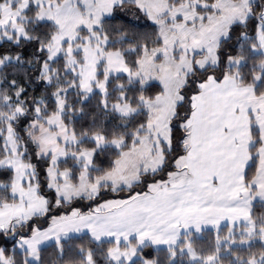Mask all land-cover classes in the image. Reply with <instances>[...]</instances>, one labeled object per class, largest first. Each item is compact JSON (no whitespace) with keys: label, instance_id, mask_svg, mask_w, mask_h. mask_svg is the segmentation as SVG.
Returning a JSON list of instances; mask_svg holds the SVG:
<instances>
[{"label":"snow or ice","instance_id":"obj_1","mask_svg":"<svg viewBox=\"0 0 264 264\" xmlns=\"http://www.w3.org/2000/svg\"><path fill=\"white\" fill-rule=\"evenodd\" d=\"M125 5L134 6L155 26V31L147 34L150 39L141 35L133 40L123 29L109 35L104 17ZM6 7L14 12L7 20ZM29 8L35 9L32 17L26 15ZM251 19L257 20V27L249 47L256 53L264 50V0H0V43L7 41L18 47L21 41L34 42L40 65L37 82L53 88L50 109L47 94L28 97L27 89L15 79L8 80L3 72L11 63L31 66L32 61H25L20 54L14 58L0 54V104L4 106L0 110L4 123L0 128V176L6 171L12 173L0 179V187L5 186L4 180L10 181L11 196V200L0 201V236L5 243L14 241L11 249L0 247V264H17V249L21 253L19 264H40V245L51 239H55L62 255V238L82 228L95 242L102 236L115 237L106 264L108 260L119 264L121 256L128 257L119 244L121 237L128 240L129 229L135 230L140 245L145 239L154 245L174 244L181 229L195 224L200 231L201 223L228 218L233 223H246L242 241L255 237L264 241V223L258 224L251 214L252 202L264 199V92L257 91L264 81V62L257 65L258 72L253 70L249 84L239 87L231 68L244 59L242 42L253 38L241 33L237 45L240 61L231 56L222 60L220 51V44L231 38L232 29L247 28ZM41 22H50L51 30L36 34L28 27L29 23L35 27ZM129 53L136 54L132 63L127 59ZM39 56L44 58L40 60ZM61 59L63 72L55 66ZM217 70L222 72L219 77L215 75ZM119 73L126 74L127 79L115 82L117 96L109 102L112 77ZM61 75L65 77L63 83ZM153 80L159 81L161 91L146 96L145 89ZM136 85L139 90L133 98L127 89ZM190 86L194 91L189 97L185 91ZM9 88L11 96L6 94ZM71 90L79 93V109H73L69 102ZM97 90L102 107L116 114L121 124L126 125L141 112L143 119L130 132L117 134L113 130L111 138L102 127L91 133L85 128L78 134L71 116L65 122V114H82L83 104ZM208 94L228 98L224 112L212 114L217 119L211 120L210 134L223 137L231 163L185 180L188 172L181 171V161L198 150L196 138L205 115L203 111L198 114L197 101ZM185 100L189 107L180 118L179 109ZM23 120L28 121L23 126L28 143L18 130ZM174 123L183 132V154L175 158L166 178L153 179L146 190L131 192L135 185L164 170L167 153L172 150ZM85 137L93 147L81 145L76 151L75 146ZM29 144L35 150L32 153ZM106 144H111L117 155L101 175L91 177L89 169L97 166V152ZM26 155L47 160L44 174L47 189L54 193L52 200L42 193L37 167L32 159L25 160ZM69 156L79 168L75 180L72 168L59 167L60 161ZM251 161H256V167L249 175ZM121 188L131 192L127 200L106 201L88 214L73 208L71 213L50 217L47 227L34 223L47 216L52 207L80 198L96 199L102 191L117 192ZM108 205L115 207H107V214H102ZM260 219L264 221V216ZM23 228L27 231H20ZM218 246L219 238L217 251ZM81 252L83 264H96L91 249L85 252L81 248ZM215 259L209 256L205 264H213ZM145 264L150 262L146 260ZM247 264H264V255L250 258Z\"/></svg>","mask_w":264,"mask_h":264},{"label":"trees","instance_id":"obj_2","mask_svg":"<svg viewBox=\"0 0 264 264\" xmlns=\"http://www.w3.org/2000/svg\"><path fill=\"white\" fill-rule=\"evenodd\" d=\"M35 9L29 8L26 15L28 17H32ZM29 29L34 31L36 34H40L45 31H50V22H41L37 26L28 25ZM104 27L108 30L109 35L111 36L113 32L117 29H123L127 33L131 39L136 40L141 35H144L146 39H150V36L147 34L152 33L155 31V26L149 21L146 16L137 11L134 6L125 5L123 9H116L112 16H108L104 19ZM257 27V20L251 19L248 21L247 28H241L240 26H235L231 31V38L223 41L220 44V51H221V59L224 60L227 57L231 56L236 61L241 60V56L238 55L237 52V45L241 43L240 36L242 32H247L249 37L253 39L243 41V57L244 59L242 62L238 64H233L231 68V72L238 77L242 76L244 85H248L252 79V75L254 74V69L258 72L257 65L261 62H264V53L262 51H257L253 53L250 51V44L254 41V33ZM127 46V45H125ZM37 45L34 42H26L21 41L18 47L13 46L11 43L4 41L0 43V54L8 53L13 56L16 54H20L25 61H32L31 66L27 63L22 65L11 63L3 68V72L7 75L8 80L15 79L19 84H22L27 89V96L28 97H39L42 95L47 94L49 100V108L53 107V103L51 100V92L53 88L47 87L42 83L37 82V76L39 73L40 65L37 62L36 53ZM44 57L39 56V59L42 60ZM136 58L135 53H129L127 56L128 62L132 63L133 60ZM60 68L61 72H63V63L62 59L57 62L55 65ZM223 67V65H222ZM221 70H217L215 75L217 77L221 76ZM68 78L71 79V74H68ZM202 78V77H201ZM64 75H61L60 81L61 83L64 82ZM127 79L126 74H114L112 77V87L109 89V102H112L116 99L117 92L114 87L116 81L125 82ZM261 87L257 89L259 92H264V81H261ZM5 87H7V81L5 82ZM128 94L135 97L137 93L138 85L128 87ZM161 91V86L157 83H151L145 89L146 96H154L158 92ZM194 89L190 86L189 89L185 91V95L189 96L192 94ZM7 95H12V89H8ZM69 102L72 105L73 109H79L81 107L79 103V93L77 90H71L68 94ZM83 113L77 115L75 112L65 114V122H68L69 116L72 117L74 122L75 128L77 133L79 134L83 129L87 128L89 132L95 131L102 127L105 135L111 138L113 130L119 133L130 132L132 129L136 127V125L143 119V112H141L138 116L133 117L126 125L121 124L119 122L120 118L114 114L113 112H106L105 109L101 105V95L99 92H94L89 99L83 104ZM189 105L188 101L185 100L184 107L180 108L179 111L181 113V117L187 111ZM27 120H23L18 128L20 131L19 134L23 137L25 143H28V137L24 135L23 126L27 124ZM103 122V124H102ZM4 127V123L0 121V128ZM174 131V139L172 141V150L167 153V159L165 163L164 170L159 173L156 177H148L145 180L144 184H138L133 187L131 192H141L146 190V184L151 183L153 179L159 180L166 178L167 172L173 170V163L175 158L178 155L183 154V149L180 146V141L183 136V132L181 129L177 128L175 123L173 125ZM81 145L85 148H92L93 142L89 140L87 137L83 138L80 141V144L75 146V150L79 151ZM30 153L34 152L35 150L32 148L31 144H29ZM3 153L0 152V155ZM117 153L114 147L111 144L104 145L99 151L97 152L95 165L96 167H92L89 169V175L91 177L101 175L105 169H107L111 161L116 157ZM32 159V162L37 167V173L39 177V181L41 183V190L42 193L50 200L53 199L54 193L50 192L46 187L47 177L45 176V169L48 166L47 160H37L34 155H26L25 160ZM59 167L61 169L65 168H72L73 170V179L75 180L76 173L79 172V168L75 164L74 157L69 156L67 160H61ZM256 161H251L250 165L248 166V173L251 175L255 171ZM11 171H6L3 176H0V179H4L6 177H11ZM10 181L4 180V187H0V201L5 199L11 200L10 188L8 187ZM131 192L126 188H121L117 192H113L111 190L102 191L101 194L96 199H87V198H80L73 200L71 204H63L59 208L52 207L50 213L47 216L42 218H38L34 221L35 224L41 227H47L48 224L51 222L50 217L58 216L62 214H67L72 211L73 208L79 209L82 213H88L93 211L97 206L101 203L111 200V199H128L131 195ZM252 216L256 219L257 223H264L260 219L261 216H264V203L263 202H255L252 206L251 211ZM223 230V229H222ZM221 230V231H222ZM20 231L26 232L27 228H23ZM220 231V233H221ZM194 236L192 240V245L196 249L198 253L201 254L202 257H205L213 252L212 242L215 239V232L208 230L204 231L201 235L196 234H189L182 239L179 246L184 245L185 238ZM14 241L9 239L7 243L4 241V237L0 236V247H5L8 249L12 248ZM63 244V254L61 255L58 252L56 243L49 244L40 249V257L41 261L40 264H83V253L81 252V248L85 250V252L89 249L92 250L94 259L96 264H106L105 258L107 257L108 250L114 246L113 242L110 241H102V242H95L90 235L82 234L79 236H74L68 238L67 240L62 241ZM140 256L144 259L154 260L156 264H201V263H190L185 260L186 257L182 258V256L178 257L175 261H172L171 251L168 249H154L150 245H146L141 248L139 251ZM9 253L6 251L5 255ZM233 255L238 256V260L243 259L240 263L233 259ZM264 255V243L261 241L255 240L250 245L245 247H234L232 248L231 254L222 257V262L225 264H247V261L252 258L256 257L259 258L260 256ZM20 250L17 249L15 253V258L17 264L20 261ZM107 264H112L110 260H108ZM132 264H144V261L140 258H137L133 261Z\"/></svg>","mask_w":264,"mask_h":264},{"label":"crops","instance_id":"obj_3","mask_svg":"<svg viewBox=\"0 0 264 264\" xmlns=\"http://www.w3.org/2000/svg\"><path fill=\"white\" fill-rule=\"evenodd\" d=\"M106 17H108V16H105L104 19ZM198 58L201 60L203 59V57H198ZM151 83H157L160 85L159 81H157V80H153V81H151ZM238 85H239V87L246 86L244 84H239V82H238ZM227 101H228L227 97H222V96H217V95H212V94H208L206 96V98L202 101H200V100L197 101L198 114L201 111H203L205 113V115L203 116V119L201 120L200 131H199V133H197L196 143L199 144L198 150L193 154L192 157L186 158L185 160L181 161V171L182 172L183 171L188 172V176L183 177L185 180L193 179L194 174H195V176H201V177L205 176L210 171H212L214 167L216 169H220L222 166H225V165H228L231 163V154L229 152H227L225 150V148L223 147V137L219 133H217L216 135L210 134L211 128L213 127L211 120L217 119V117L213 116L212 114L213 113L219 114V113L224 112L225 104L227 103ZM229 122L235 123L234 121H231V120H229ZM192 144H193V140L190 139L189 140V146L191 147ZM184 165H187L186 169L184 168ZM61 170H63V169H61ZM178 179H179V177H178ZM123 200H127V199H111V200H107V201H117L118 202V201H123ZM105 202L101 203L100 205H104ZM255 202H263L264 203V199H260V198L255 199L251 204V211H252V206ZM107 207H115V205L106 206L105 209L102 210V214H107ZM88 213H90V212H88ZM88 213H84V214H88ZM62 215H58V216H62ZM245 227H246V223L244 221H238L236 223H233L228 218L217 219L216 223H201L200 224V231L196 230L195 224H193L191 227L187 228L186 230L181 229L179 231V234H178L174 244H156V245H154L148 239H145V241L142 245L138 244L137 234H136L135 230L129 229L128 230V240L125 241L123 239V237H121L119 248L121 251H132L133 248H135V257H138V256L142 257V256H140L138 251L146 245H150L154 249H168V250L171 249L172 250L171 253H172L173 251L174 252L177 251V249L180 247L179 245H180L182 239H184V237L186 235H189V234L201 235L204 231H208V230H211L214 232H219L222 229L223 230H226V229L231 230V229L243 228V230H244ZM82 234H88L91 237L90 232L87 229L82 228L79 232H76V231L70 232L66 239L62 238V241L67 240L68 238H71L74 236L82 235ZM253 240H258V241H261L262 243H264V241L260 240L258 237L253 238ZM102 241L113 242L114 246L116 243L115 237L102 236L99 242H102ZM52 243H56L55 239H51V240L44 242L43 244L40 245V249L49 245V244H52ZM245 246H248V245H245ZM113 247H111V248H113ZM145 261H144V263H145ZM147 261H149V262L153 261V263L155 262L154 260H148V259H147ZM120 263H121V260H119V264ZM114 264H115V262H114ZM125 264H126V262H125Z\"/></svg>","mask_w":264,"mask_h":264},{"label":"rangeland","instance_id":"obj_4","mask_svg":"<svg viewBox=\"0 0 264 264\" xmlns=\"http://www.w3.org/2000/svg\"><path fill=\"white\" fill-rule=\"evenodd\" d=\"M12 8H15V3L12 4ZM9 16H14V12H10L9 9L6 7L4 10V19L7 20L9 18ZM264 53V50H261ZM101 73L103 72V65H101L100 68ZM122 74V73H119ZM96 92H99L98 90ZM9 96V95H8ZM0 99H2V97H0ZM4 106L2 104H0V110H3ZM64 215V214H63ZM194 236H190L187 237L184 245H181L176 252H174L175 254L172 255V261H175L178 257L182 256V258L186 257L185 260L187 259V261H189L190 263H201V264H205L207 258L209 256H213L216 257V259L214 260L213 264H225L224 262H222V257L226 256V255H230L232 248L234 247H245V245H250L253 241V238L251 239H246L244 241H242L243 237H246V233L244 232L243 228L240 229H231V230H222L221 233L219 232H215V239L212 242V247L211 249H213V252L205 257H202L200 253H198L196 251V249L193 247L192 245V240H193ZM219 238V250L217 251V240ZM233 240H235V242H233ZM251 241V242H250ZM189 249H191V252L189 251ZM123 252H127L128 253V257L125 256H121L120 260L121 263L120 264H132L134 260H136L137 258L142 259L143 261L147 260L144 259L143 257H135V255H132V251H123ZM180 255V256H179ZM233 259L238 261V262H242L243 259H240V261L238 260V256L233 255ZM110 262L112 264H114V261L112 262L110 260ZM145 264V263H144ZM150 264H156L155 262L153 263L150 262Z\"/></svg>","mask_w":264,"mask_h":264}]
</instances>
